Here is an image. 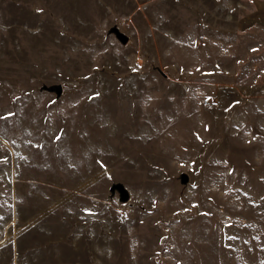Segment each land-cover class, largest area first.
<instances>
[{"label": "rangeland", "instance_id": "rangeland-1", "mask_svg": "<svg viewBox=\"0 0 264 264\" xmlns=\"http://www.w3.org/2000/svg\"><path fill=\"white\" fill-rule=\"evenodd\" d=\"M0 264H264V0H0Z\"/></svg>", "mask_w": 264, "mask_h": 264}, {"label": "water", "instance_id": "water-1", "mask_svg": "<svg viewBox=\"0 0 264 264\" xmlns=\"http://www.w3.org/2000/svg\"><path fill=\"white\" fill-rule=\"evenodd\" d=\"M113 31L116 33L117 37L123 43H126L128 41V36L125 33H123L122 31H120L117 27H114ZM45 88H47L50 91H55V92H57V94H61L62 91H63V86L61 84H55V85H52L50 87L45 86ZM183 180L184 181L186 180L185 176H183ZM111 190L112 191L118 190L119 193H120V198H121L122 201L128 200L129 192H128V189L125 187V185L123 183H121V182L114 183L111 186Z\"/></svg>", "mask_w": 264, "mask_h": 264}]
</instances>
